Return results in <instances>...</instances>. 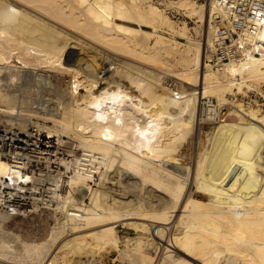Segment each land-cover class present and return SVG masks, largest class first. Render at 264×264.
I'll return each mask as SVG.
<instances>
[{
    "label": "bare ground",
    "instance_id": "1",
    "mask_svg": "<svg viewBox=\"0 0 264 264\" xmlns=\"http://www.w3.org/2000/svg\"><path fill=\"white\" fill-rule=\"evenodd\" d=\"M168 10L191 18L202 39ZM216 11L199 0H0V103L6 107L0 117L9 123L50 121L45 138L59 143V135L69 137L81 150L71 174L55 180L61 219L46 240L22 241L4 229L9 216L0 215V261L69 264L72 254L105 251L114 256L112 263L153 264L162 244L150 234L154 225L148 220L163 225L177 215L182 229L166 237L163 263L264 264V183L249 196L239 192L264 169V109L237 100L264 82V52L245 53L221 67L208 63ZM258 23L264 50V17ZM98 45L152 68L120 60L99 78L101 87L86 56L103 55ZM169 58L179 67L172 71L181 81L178 89L154 70L171 67ZM210 96L235 104L251 120L221 123L211 150L189 174L179 148L200 118L199 99ZM1 174L31 179L5 162ZM190 183L203 200L188 195ZM118 223L136 235L121 240ZM164 228L154 231L161 242ZM16 253L19 260L12 257Z\"/></svg>",
    "mask_w": 264,
    "mask_h": 264
},
{
    "label": "built area",
    "instance_id": "2",
    "mask_svg": "<svg viewBox=\"0 0 264 264\" xmlns=\"http://www.w3.org/2000/svg\"><path fill=\"white\" fill-rule=\"evenodd\" d=\"M203 1L212 3L217 10L212 14L217 37L207 62L221 67L245 53L259 55V51L264 52L257 37L258 22L264 17V0ZM169 13L178 16L173 10ZM199 105L202 120L218 122L225 117V112L211 98L201 97ZM46 136V129L38 122L24 124L0 120V162L31 177L23 181L11 175H0V215L26 216L56 206L54 200L46 196L43 184L54 182L58 173L70 174L71 169H66L61 160H70L73 155L71 151L59 148L55 138ZM26 143H29L28 147Z\"/></svg>",
    "mask_w": 264,
    "mask_h": 264
},
{
    "label": "rangeland",
    "instance_id": "3",
    "mask_svg": "<svg viewBox=\"0 0 264 264\" xmlns=\"http://www.w3.org/2000/svg\"><path fill=\"white\" fill-rule=\"evenodd\" d=\"M154 1H158V0H154ZM202 1L203 0H199ZM167 15L169 16V10L167 11ZM170 18L176 22H181V21H186L187 25L191 31V33L193 34V37L196 39L201 40L202 39V33H200L201 31L200 28H197L198 32L195 33V31L193 30V27L195 26V23L193 22V20L191 18H185L183 15H179L178 16H171ZM143 28L145 29H149L148 27L143 26ZM198 34V35H197ZM168 36V34H165ZM197 35V36H196ZM176 39L178 41H180L181 43L185 42L184 39L176 37ZM92 44V43H91ZM93 46H96L97 43L92 44ZM101 45H98V48H102L101 50L103 51V55L102 54H97L98 52H93L91 54H86L87 56V61H93V63L91 62V64H93V66L95 67V70H97V73H92L90 74L91 77H95L98 78V83L99 85L105 86V83L103 82L104 80H101L99 78H101L102 76H106L105 74L108 75V72L110 73V71H114L116 69V64L120 63V60H127L129 62H133L136 63L140 66L143 67H148V68H152L147 62H143V60L135 57L134 56H130V55H120V53H115L114 51L112 52V50H108L107 52L105 51V48L100 47ZM100 50V51H101ZM102 53V52H101ZM122 54V53H121ZM101 56V57H100ZM131 57V58H130ZM89 58V59H88ZM93 59V60H92ZM170 59V60H169ZM169 63H172V66L167 68L166 70H161V69H154L156 72L158 71V73L160 72L162 75L165 76V80H167V82H170L171 86L173 85L174 89H178L180 87V83L181 81L176 78V76H174V74L172 73V71H174L176 68H179L177 66V63L175 61H173V58H169ZM209 63V62H208ZM96 64V65H95ZM212 64V63H210ZM174 65V66H173ZM214 65V64H213ZM97 67V68H96ZM108 70V72H107ZM166 71V72H165ZM258 89L255 88H251L248 89L246 91L247 95H244L243 93H239L237 94V100L238 102H242L246 105V103H249L248 105L252 106V107H260V109H264V82L259 84ZM194 88L196 89V91L198 90V86L197 84H194ZM83 92V91H82ZM245 93V94H246ZM198 95V94H197ZM211 98L214 102L217 103L216 99L214 97H208ZM232 96L229 95V99H231ZM247 98V99H246ZM233 99V98H232ZM200 100V99H199ZM256 100V101H255ZM248 101V102H247ZM12 103H9V105H11ZM14 103V106H17V104ZM233 104V103H232ZM229 102H224L222 103H217V105L219 107L222 108V111L225 112V117L222 119L220 118V120L218 119V122H209L207 120H202L200 118L197 119L196 121V125L193 124L192 127V131L191 133L188 135V137H186V139L184 140V142L181 144V148H179V159H181V163L184 164V166H186L189 170V174L191 173V171L193 170L192 168H194L195 166V160L198 157H202V155H205L208 151L211 150V145H212V140H213V135L217 129V127L224 122H237L240 118V116H242L243 120H251L250 116L245 113V110H242L237 108V106L232 105ZM4 106V107H3ZM13 106V104H12ZM6 108L5 104L2 102L0 103V108ZM235 108V109H233ZM199 109H200V105H199ZM228 110V111H227ZM200 111V110H198ZM227 111V112H226ZM244 111V113H243ZM199 114V112H198ZM241 114V115H240ZM224 116V114L222 115V117ZM247 117V118H246ZM0 120L2 122H5V118L4 117H0ZM34 122H38L40 125L42 123L43 127L44 126H52V122L44 120L42 122V119H32ZM222 120V121H221ZM7 122V121H6ZM16 123V121H14ZM195 125V126H194ZM46 127H44L46 129ZM194 129V130H193ZM212 136V137H211ZM59 139L60 142L58 143L59 148L63 149V150H68L71 151L72 153V159L70 160H65L62 159L61 163L65 166L66 169H71V172L73 171V160H74V156L77 157L79 155H81V150L78 148V142L72 138L69 137H62L61 135H59ZM207 151V152H206ZM181 152V153H180ZM204 153V154H203ZM235 156L239 157L242 156V154L240 152L234 151L233 152ZM182 154V155H181ZM196 156V157H195ZM182 157V158H181ZM246 157V155H245ZM190 161V162H189ZM191 165V166H190ZM190 166V167H189ZM258 175L256 177H253V182L249 181L246 179V183L244 184L243 182V190H240L239 192L241 193H245L248 196L251 194L250 190L252 191H258V189L260 190V187L262 186V184L264 183V169L262 168H258ZM62 170V168L60 169V171ZM191 170V171H190ZM70 172V174H71ZM2 175V174H1ZM58 175H62L61 173H58L56 176H54V182H49V183H45L43 184V188H44V192H46V196L48 198H51L52 200H54L56 206L50 209L48 208H43L40 209L37 212H34L30 215H26V216H15V217H9L7 219V222L4 225V229L7 231H11L14 234H17V236L19 237V239H21L22 241H30V242H41L46 240L49 235L50 232L52 230V227L55 225V223L61 219L60 218V214L61 212H59V209L57 208L58 203L60 202V188H55V180L57 178ZM95 177H97V173L95 174ZM259 181L257 183V185L255 186V182ZM91 185H93V183L89 182ZM195 185L191 184L188 186L187 193L189 192L188 195H191V197L197 199V200H203L202 198H204V195H202L200 193V191H197L195 189ZM202 196H201V195ZM44 196V195H43ZM45 197V196H44ZM46 197V198H47ZM177 216V215H176ZM176 216H172L170 217V219L167 221V224H161L152 219H149L148 222L151 225H154V228H151V233L152 235H154V240H156L157 242H159L160 244H162V246H165V243L167 242L165 239L167 236L171 235V233H179L182 229V226L180 224L177 223V217ZM174 219V220H173ZM153 222V223H152ZM175 222V223H174ZM157 224V225H156ZM161 224V225H160ZM169 224V225H168ZM174 224V225H173ZM157 226H162L165 229V232L162 234V238L163 241H159V239H157L155 237L154 231L157 228ZM169 227V229H168ZM171 227V228H170ZM117 235L119 236V238L122 240L124 239V237L126 236H133L136 235V230L130 226H124V224L122 223H118L117 225ZM146 235V233H145ZM156 238V239H155ZM64 239V238H63ZM164 243V244H163ZM121 245V244H120ZM157 245V244H156ZM161 245H157L156 249L154 250V256H155V261L153 262V264H165L162 262V256H163V248ZM111 253L108 252H99L98 254H95V256L92 257V255H85L84 254H72V258L71 261L69 260V264L73 263V264H127V262H125L124 260H120L117 259V261L115 260L113 263L111 262V259L114 258V256H110ZM156 254V255H155ZM179 254L178 252L175 251V257L176 255ZM8 256H10V253L8 254ZM7 256V257H8ZM12 257H14L16 260L20 259V256L18 255V253L13 254ZM112 257V258H111ZM92 258V260H91ZM7 259V258H6ZM9 259V258H8ZM7 259V260H8ZM89 259V260H88ZM99 259V260H98ZM106 259V260H105ZM5 261V263H4ZM81 261V262H80ZM102 261V262H101ZM120 261V263H119ZM0 262H2V264H10V263H6V260H1ZM76 262V263H75ZM116 262V263H115Z\"/></svg>",
    "mask_w": 264,
    "mask_h": 264
}]
</instances>
